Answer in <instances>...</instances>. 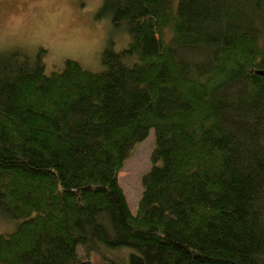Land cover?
I'll return each instance as SVG.
<instances>
[{
    "label": "trees",
    "instance_id": "trees-1",
    "mask_svg": "<svg viewBox=\"0 0 264 264\" xmlns=\"http://www.w3.org/2000/svg\"><path fill=\"white\" fill-rule=\"evenodd\" d=\"M97 15L128 36L98 72L0 51V264H264V0ZM150 131L131 210L119 173Z\"/></svg>",
    "mask_w": 264,
    "mask_h": 264
},
{
    "label": "rangeland",
    "instance_id": "rangeland-1",
    "mask_svg": "<svg viewBox=\"0 0 264 264\" xmlns=\"http://www.w3.org/2000/svg\"><path fill=\"white\" fill-rule=\"evenodd\" d=\"M101 2L0 0V51L22 49L34 55L37 49H42L45 50L43 62L46 71L62 68L66 59H71L87 70L98 72L101 70V53L108 44L119 52L128 42L123 28L116 30L108 17L98 18ZM153 147V131H150L146 139L134 148L119 173V185L131 210L135 209L140 197V178L150 168L149 156ZM5 219L0 215V232H7L6 227L13 226ZM122 253L118 251L121 257ZM112 254L106 253L108 256ZM79 255L82 257V252Z\"/></svg>",
    "mask_w": 264,
    "mask_h": 264
}]
</instances>
